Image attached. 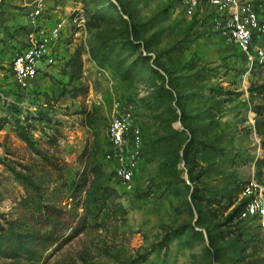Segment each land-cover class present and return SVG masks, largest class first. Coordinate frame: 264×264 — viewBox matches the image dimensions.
Returning <instances> with one entry per match:
<instances>
[{
  "label": "rangeland",
  "instance_id": "1",
  "mask_svg": "<svg viewBox=\"0 0 264 264\" xmlns=\"http://www.w3.org/2000/svg\"><path fill=\"white\" fill-rule=\"evenodd\" d=\"M31 51L38 73L21 87L13 63ZM123 110L139 134L121 159L109 127ZM255 197L264 63L211 8L0 0V245L19 220L51 232L32 215L53 204L41 264H264V216L243 215Z\"/></svg>",
  "mask_w": 264,
  "mask_h": 264
},
{
  "label": "built area",
  "instance_id": "2",
  "mask_svg": "<svg viewBox=\"0 0 264 264\" xmlns=\"http://www.w3.org/2000/svg\"><path fill=\"white\" fill-rule=\"evenodd\" d=\"M187 14L192 15L201 7H209L216 14L218 28L240 50L246 60L264 63V48L256 42L264 41V0H180ZM39 54L31 51L18 56L13 63V72L17 84L27 87L37 76ZM131 135L138 136L139 130L132 122V114L123 110L115 114L110 122L109 138L118 155L123 156L124 147ZM117 173L124 181L131 180V168L118 167ZM246 194L253 190L247 187ZM244 216H264V203L255 197L245 208Z\"/></svg>",
  "mask_w": 264,
  "mask_h": 264
},
{
  "label": "trees",
  "instance_id": "3",
  "mask_svg": "<svg viewBox=\"0 0 264 264\" xmlns=\"http://www.w3.org/2000/svg\"><path fill=\"white\" fill-rule=\"evenodd\" d=\"M25 202L26 207H29V205L34 207L33 204L37 203L32 202V200L29 202L27 199H25ZM61 211L53 204L47 205L45 210L36 207V213L32 217L37 222L44 221L46 226L51 225L53 228L51 232L46 234H43L32 224L21 220L9 224L3 234L0 256L10 259V264H41L44 250L54 243L52 240L54 230L57 229L60 223H58V218L55 215L61 213Z\"/></svg>",
  "mask_w": 264,
  "mask_h": 264
}]
</instances>
